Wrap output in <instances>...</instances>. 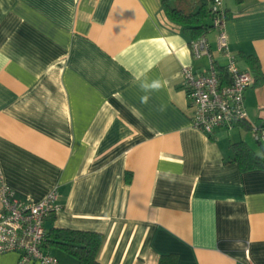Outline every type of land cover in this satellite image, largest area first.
<instances>
[{"label":"crops","instance_id":"1","mask_svg":"<svg viewBox=\"0 0 264 264\" xmlns=\"http://www.w3.org/2000/svg\"><path fill=\"white\" fill-rule=\"evenodd\" d=\"M163 1L0 0L2 183L32 204L55 190L45 231L100 234L98 264H264V169L230 161L237 142L264 156V82L245 92L246 125L193 129L181 69L207 60ZM220 2L230 53L264 76V0Z\"/></svg>","mask_w":264,"mask_h":264},{"label":"built area","instance_id":"2","mask_svg":"<svg viewBox=\"0 0 264 264\" xmlns=\"http://www.w3.org/2000/svg\"><path fill=\"white\" fill-rule=\"evenodd\" d=\"M211 14L209 32L215 33L216 52L224 64L218 65L206 35H201L189 43V50L194 60L205 58L207 68L197 72L189 67L181 69V87L193 108L191 127L208 136L218 129L247 124L244 96L254 82L228 49L227 19L220 0H214ZM255 138L264 145V125L255 130ZM60 210L55 190L32 204L7 188L0 176V254L17 253V264H58L55 257L44 252L43 244L45 221Z\"/></svg>","mask_w":264,"mask_h":264},{"label":"trees","instance_id":"3","mask_svg":"<svg viewBox=\"0 0 264 264\" xmlns=\"http://www.w3.org/2000/svg\"><path fill=\"white\" fill-rule=\"evenodd\" d=\"M163 1L166 18L180 26L188 35L189 43L211 30V8L214 0H171ZM241 5L245 0H233ZM226 19L227 12L224 10ZM248 64L254 78V84L264 82L259 63L249 57ZM230 161L237 164L241 171L264 169V156L257 155L243 142L231 144ZM262 147V146H261ZM264 154V153H262ZM103 238L98 233L71 231L66 229H50L45 233L43 248L58 250L71 258L72 264H98L97 255ZM162 260L160 264H162Z\"/></svg>","mask_w":264,"mask_h":264},{"label":"rangeland","instance_id":"4","mask_svg":"<svg viewBox=\"0 0 264 264\" xmlns=\"http://www.w3.org/2000/svg\"><path fill=\"white\" fill-rule=\"evenodd\" d=\"M233 137H234V135H233ZM231 138H232V137H231ZM249 138H250V136H249ZM252 145H254V146H255V143L253 142V143H252Z\"/></svg>","mask_w":264,"mask_h":264}]
</instances>
